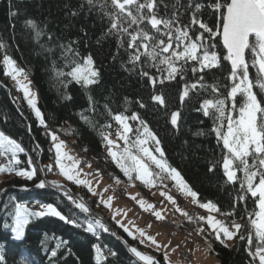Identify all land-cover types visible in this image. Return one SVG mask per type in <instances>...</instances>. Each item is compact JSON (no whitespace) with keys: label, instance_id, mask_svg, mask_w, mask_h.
Returning <instances> with one entry per match:
<instances>
[{"label":"trees","instance_id":"1","mask_svg":"<svg viewBox=\"0 0 264 264\" xmlns=\"http://www.w3.org/2000/svg\"><path fill=\"white\" fill-rule=\"evenodd\" d=\"M212 3L213 0H162L159 12L168 17L175 12L179 15L181 24L187 25L195 11L194 5L199 4L201 11L196 12L198 18L220 32L219 13L209 7ZM189 4L193 7L189 8ZM73 12L77 14L73 16ZM29 19L35 21L37 29L34 30L26 24ZM108 27L109 19L99 5L90 11L86 0H0V41L6 45V48L0 49V130L25 149V152L19 153V167L29 169L34 164L37 168V175L31 181L18 177L15 173H3L0 181V217L4 216L3 206L10 198L15 197L13 203L39 201L56 204L64 215L76 221V224H70L52 216L33 219L26 228L25 241L15 242V252L28 258L30 264H49V253L45 246L41 245L45 236L48 237L47 249L54 248L60 240L67 242L58 250L56 264H97L96 246L107 256V260L102 264H144L129 249L135 247L145 251L146 248L112 220L98 196L89 192L87 187L67 181L74 193L89 206L88 213L82 212L56 188L35 187L43 174L49 173L40 169L45 165H52L55 160L53 142L48 132L53 131L60 137H66L62 130L65 126L72 127L67 137L84 151L88 156L87 160L94 159L98 166L105 165L106 169L113 170L118 176L122 175L108 157L106 143L100 135L101 126L109 123L112 124L115 135L114 130L118 125L112 120L109 110L128 116L136 113L147 122L161 141L165 158L198 193L200 202L212 201L219 207L220 214L234 212V217L226 218L229 221L234 218L240 223L243 222L241 216L247 217L245 208L251 211L254 207V198L247 194V198L240 201L238 197L245 193L239 190L238 183L227 182L224 177L222 165L218 161L226 150L222 148V142H217L215 134L211 131L214 126L213 118L204 116L203 112L198 110L204 99L213 98L217 94L212 92L210 87L198 88L190 91L189 97L183 102L180 99L185 83L198 81L201 73H192L189 70L183 77L165 80L163 84L157 83L153 87L148 78L139 74L138 69L129 70L132 65L128 63V54L125 51L127 45L118 48L116 37H106L104 33ZM37 30L42 32L39 38L35 35ZM191 31L195 37L203 30L195 25ZM207 35L205 33L206 37ZM72 41L78 42L74 47L79 50L81 56L92 55L95 67L100 73L98 83L85 88L75 82L65 81V87L56 78L53 62L57 68L64 66L59 45ZM214 42L216 47L212 50L220 55V65L205 70L204 84H215L220 93L226 95L228 89L225 85L231 83L228 79L231 65L223 59L227 50L223 47L222 37L217 36ZM4 54L16 60L17 65L24 68L31 77L32 86L39 93L38 104L44 114L47 128L40 124L12 79L3 75ZM252 59V53L247 50L250 78H255L257 70L251 67ZM67 70L64 68V71ZM148 71L159 78L160 74L155 69ZM254 91H257L258 98L264 99V92H260L258 88H254ZM158 94L164 96L165 105H159L151 99L153 95ZM89 97H92L91 103ZM141 102L145 107L139 106ZM175 111L181 113L179 129L170 123L171 113ZM82 112L90 118L92 124H86L81 119ZM129 122L134 129L139 126L138 121ZM29 160L32 161L31 165ZM214 165V171H209ZM10 219L9 217V222ZM96 219L109 231L99 227L94 233L86 231V222H94ZM206 232L212 236L211 252L218 258V264H249L246 241L234 239L225 247L215 239L210 229ZM10 236V231L0 229V243L6 248ZM110 252L117 255L112 256ZM154 252L155 258L163 264V253ZM7 260L8 264H20L18 258L14 259L13 253L8 254Z\"/></svg>","mask_w":264,"mask_h":264},{"label":"snow or ice","instance_id":"2","mask_svg":"<svg viewBox=\"0 0 264 264\" xmlns=\"http://www.w3.org/2000/svg\"><path fill=\"white\" fill-rule=\"evenodd\" d=\"M86 2L90 11L99 5L101 11L109 19V27L104 35L116 37L118 48L127 45L125 51L128 54V63L132 65V69L129 70L138 69L139 74L148 78L153 87L157 83L163 84L165 80L171 81L178 76L183 77L189 70L192 73H201L198 81L191 84L185 83L180 99L183 102L189 97L190 91L198 88L210 87L212 92L217 94L213 98L204 99L198 110L202 111L204 116L213 118L214 126L211 131L215 134L217 142H222V148L226 150L222 153L221 160L218 161L222 165L224 177L227 182L238 183L239 190L245 193L238 197L240 201H244L247 194H250V197L254 198V207L251 211L245 208L247 219L243 224L234 218L226 223L212 215L211 213H220L219 207L212 201L199 203L198 193L193 191L181 173L169 164L156 133L136 113L128 116L123 113H112L109 110V115L118 126L114 130L115 139L111 138L113 135L111 123L101 126L100 135L108 146V156L130 182L138 180L145 186L155 187L158 180L173 181L181 193L190 196L193 203H198L200 208L209 212L206 217L195 218L198 222H204L207 225V228L200 227L198 231L205 232L210 229L215 239L225 247L228 246L227 241L234 239L246 241L247 254L250 257L249 264H264V99L258 98L257 91H254V88H258L260 92H264V0H213L209 7L219 13L220 32L215 31L198 18L196 12L201 11L199 4L194 5L195 11L190 23L185 25L181 24L180 17L175 12L171 17L160 14L159 5L162 0H86ZM192 7L193 5L189 4V8ZM76 14V12L72 13L73 16ZM26 24L34 30L37 29V24L31 19L27 20ZM195 25L203 31L193 37L191 29ZM205 33L208 34L207 37ZM41 34L40 30L35 33L37 38ZM217 36H222L223 47L227 50L223 59L229 61L231 65L228 77L231 83L225 85L228 89L226 95L221 94L219 87L215 84H204L205 70H211L220 65V55L212 50L216 47L214 40ZM76 43L78 42L72 41L66 45H59L64 66L57 68L53 62V69L56 78L65 87L67 83L75 82L87 88L98 83L100 73L95 68L92 55L81 56L79 50L74 47ZM4 48L6 45L0 41V49ZM246 50H250L253 56L251 67L257 70L255 78H250V64L246 60ZM115 58L114 56L113 59ZM2 64L3 75L15 81L17 90L23 93L40 124L47 128L45 118L37 107L36 93L32 91L28 73L24 68L19 67L16 60L8 54L3 55ZM64 68L68 70L64 71ZM148 69H155L160 74L159 78L150 73ZM151 99L159 105L166 104L162 94L153 95ZM89 101L92 102V97H89ZM139 106L145 107L142 102ZM92 110L95 111L94 108ZM180 118L179 111L172 112L171 125L179 129ZM81 119L86 124H92L90 118L83 112ZM130 120L138 121L139 126L134 129L129 123ZM200 134L202 133H197V135ZM49 135L55 149L54 163L59 174L68 181L86 186L93 195L101 197L100 203L110 208L113 197L109 196L104 199L102 194L93 189L91 181L81 178L83 171L80 168L81 161L65 151V141L61 140L55 132H50ZM119 142H123V145L121 146ZM151 143L155 144L154 148L150 146ZM23 152L25 149L20 143L0 131V157L6 158V163L0 164V173H15L16 176L28 181L33 180L37 175V168L31 167L26 170L19 167L21 161L18 154ZM28 163L31 165L32 161L29 160ZM88 167L91 165L89 164ZM214 167L215 165L209 168V171H214ZM45 170L52 172V165H45L40 169V171ZM84 175L87 176V173ZM115 182L121 183L120 178L116 177ZM46 183L41 179L35 187L45 188ZM51 186L62 188V185L56 181H51ZM65 195L82 212L90 211L85 203L73 200L68 193ZM161 195H165L167 200L174 205L177 203L173 196L166 193H161ZM130 198L136 199V197ZM13 201L15 197L10 198L9 202L3 206L4 216L0 217V229L11 233L7 248L0 243V264H8L7 256L10 253L14 254V259H19L20 264H30L28 258L15 252V242L25 241L26 228L33 219L52 216L67 223L76 224V221L62 214L52 203L37 201L39 210H33L28 204L13 203ZM138 203L145 208V201L140 200ZM154 208V205L147 204L145 210ZM176 210L190 222L193 220L192 216L179 207ZM153 214L158 220L164 219L160 211H154ZM222 215L231 218L235 216V213L226 212ZM240 219L244 220L245 217L241 216ZM86 223L88 232L94 233L97 227L106 232L109 231L99 219ZM117 223L120 222L117 221ZM120 227L129 236L135 238L134 233L128 227L123 224H120ZM137 231L141 237H146L155 245L158 251L163 250L154 237L147 236L142 229H137ZM47 240L48 237L45 236L41 245L45 246V250L49 253V264H56L55 258L58 256V250L67 242L60 240L54 248L47 249ZM140 242L144 243V240ZM129 250L144 264H161V261L156 260L155 257L143 254L135 247ZM109 254L117 255L115 252ZM95 259L97 264H102L107 260V256L99 246H96ZM162 260L163 264H171L166 251Z\"/></svg>","mask_w":264,"mask_h":264},{"label":"rangeland","instance_id":"3","mask_svg":"<svg viewBox=\"0 0 264 264\" xmlns=\"http://www.w3.org/2000/svg\"><path fill=\"white\" fill-rule=\"evenodd\" d=\"M28 79L31 81L32 91L36 93L37 107L40 109L38 104V90L32 87L33 83L29 74ZM13 83L16 85L15 81H13ZM71 128V126L62 127V130L66 133V137L59 136L61 140L65 141V151H67L70 155L81 161L80 168L83 170L81 173V178H86L91 181L93 189L97 193L102 194L104 199H107L109 196L113 197L111 207L109 208L104 206L106 212L111 216L112 220L115 223L119 221L120 223H117L119 226L120 224H123L128 227L134 233L135 236H139L141 238L140 240H144V244L146 246L151 247L149 249H146V251H140L138 249L141 253L154 257V255L151 254L152 251H156L158 253L163 254L166 251L171 261V264L219 263L216 255L211 252L212 236L206 231H198L200 227H207L206 223L198 222L194 217L193 220L190 222L185 216L181 215V212H178L176 210L177 207H179L182 211H185L186 206L190 204L199 205L198 203H193V200L190 196H186L181 193L175 186V183L170 179H166L167 181L158 180L156 186L152 187L145 186L142 182L138 180H133L130 182L126 177H124L123 173L121 172V174L123 175L122 177H119L121 183L117 184L115 182V178L118 177L116 172H113L111 170L107 171L106 168L102 170V166L105 165L101 164L99 167H97L95 161L89 162L87 160L88 156L84 153V151L76 147L75 143L67 137V135L70 134ZM111 138L115 139L116 137L115 135H112ZM119 143L121 144V146L123 145V142ZM150 146L154 148L155 144L151 143ZM157 155L159 154L157 153ZM89 164L91 165V167H88ZM52 166L54 167L55 163H53ZM31 167H35L34 164H32ZM85 173H87V176L84 175ZM2 178L3 173H0V181L2 180ZM59 178L63 180L65 179L62 175ZM169 181L170 184L168 183ZM185 181L187 182L186 179ZM105 189H107V191H105ZM193 191L195 190L193 189ZM161 193H166L168 195L173 196L177 203L174 205L173 203L167 200L165 195H161ZM97 196L100 200L101 197L99 195ZM130 197H136V199L133 200ZM140 200L146 202L145 208H142L138 203V201ZM199 203L202 202L199 201ZM147 204H152L155 206V208L145 210ZM53 205L56 206L59 211H61L56 204ZM154 211H160L164 219L158 220L153 214ZM204 213L206 214L203 215L205 217L209 215V212L205 209ZM211 214L215 215L218 218L217 213ZM137 229H142L147 236L154 237L157 243L162 246L163 250L158 251L156 246L153 245L149 240H147L146 237L140 236ZM232 242L233 240L227 241V243L229 244H231ZM184 253H187V258H184L182 256V254Z\"/></svg>","mask_w":264,"mask_h":264},{"label":"built area","instance_id":"4","mask_svg":"<svg viewBox=\"0 0 264 264\" xmlns=\"http://www.w3.org/2000/svg\"><path fill=\"white\" fill-rule=\"evenodd\" d=\"M90 161H95L96 162V160H94V159H91ZM96 164L98 165V163L96 162ZM103 167V166H102ZM102 170H104V167L103 168H101ZM47 183L46 184H48V181L47 180H45ZM186 212L187 213H193V212H195L197 215H204L205 213H204V210L202 209V208H200V207H197V208H192V207H190V206H186ZM187 253H184V254H182V256L184 257V258H187Z\"/></svg>","mask_w":264,"mask_h":264},{"label":"crops","instance_id":"5","mask_svg":"<svg viewBox=\"0 0 264 264\" xmlns=\"http://www.w3.org/2000/svg\"><path fill=\"white\" fill-rule=\"evenodd\" d=\"M1 131V130H0ZM59 137V136H58ZM60 138V137H59ZM54 151H55V149H54ZM123 175H121V176H118V177H122ZM65 180V179H64ZM164 180H166V179H164ZM65 181H68V180H65ZM167 181V180H166ZM169 184H170V181L168 182ZM135 238L140 242L141 240V238L139 237V236H135ZM141 243V242H140ZM146 249H149V248H151L150 246H146L144 243H141ZM146 251V250H145ZM154 251H152L151 252V254H153L154 255ZM164 255V254H163ZM155 257V256H154Z\"/></svg>","mask_w":264,"mask_h":264},{"label":"bare ground","instance_id":"6","mask_svg":"<svg viewBox=\"0 0 264 264\" xmlns=\"http://www.w3.org/2000/svg\"><path fill=\"white\" fill-rule=\"evenodd\" d=\"M53 132V131H52ZM50 132H48V134H49ZM56 133V132H55ZM57 135H58V133H56Z\"/></svg>","mask_w":264,"mask_h":264},{"label":"water","instance_id":"7","mask_svg":"<svg viewBox=\"0 0 264 264\" xmlns=\"http://www.w3.org/2000/svg\"><path fill=\"white\" fill-rule=\"evenodd\" d=\"M222 37V36H221ZM247 51V50H246Z\"/></svg>","mask_w":264,"mask_h":264}]
</instances>
